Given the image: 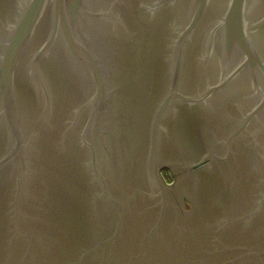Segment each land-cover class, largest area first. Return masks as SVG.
Instances as JSON below:
<instances>
[{
  "label": "water",
  "instance_id": "obj_1",
  "mask_svg": "<svg viewBox=\"0 0 264 264\" xmlns=\"http://www.w3.org/2000/svg\"><path fill=\"white\" fill-rule=\"evenodd\" d=\"M0 264H264V0H0Z\"/></svg>",
  "mask_w": 264,
  "mask_h": 264
},
{
  "label": "flooded vegetation",
  "instance_id": "obj_2",
  "mask_svg": "<svg viewBox=\"0 0 264 264\" xmlns=\"http://www.w3.org/2000/svg\"><path fill=\"white\" fill-rule=\"evenodd\" d=\"M167 174H168V176H170V177L172 178V176H171L169 170L165 169L164 171H162V175H163L164 178H165V175H167ZM171 181H172V180H171ZM167 182H168V181H167Z\"/></svg>",
  "mask_w": 264,
  "mask_h": 264
},
{
  "label": "rangeland",
  "instance_id": "obj_3",
  "mask_svg": "<svg viewBox=\"0 0 264 264\" xmlns=\"http://www.w3.org/2000/svg\"><path fill=\"white\" fill-rule=\"evenodd\" d=\"M163 171H164V170H163ZM165 179H166V181H168V182H171V180H172V178H171L170 176H168V174L165 175Z\"/></svg>",
  "mask_w": 264,
  "mask_h": 264
}]
</instances>
